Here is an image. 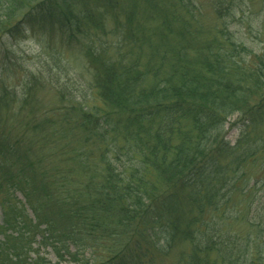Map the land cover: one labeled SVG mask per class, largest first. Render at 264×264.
Instances as JSON below:
<instances>
[{"label": "trees", "instance_id": "1", "mask_svg": "<svg viewBox=\"0 0 264 264\" xmlns=\"http://www.w3.org/2000/svg\"><path fill=\"white\" fill-rule=\"evenodd\" d=\"M253 1L210 0L207 23L196 0H0V39L50 31L78 45L101 104L73 127L91 154L100 144L102 165L73 187L70 171L53 191L34 184L40 200L22 189L33 219L23 203L2 205L0 264H50L33 250L39 234L60 259L96 254L81 264H157L182 243L177 264H264V199L247 171L264 151V8L256 22ZM15 165L35 173L19 140L0 136L11 189Z\"/></svg>", "mask_w": 264, "mask_h": 264}, {"label": "rangeland", "instance_id": "2", "mask_svg": "<svg viewBox=\"0 0 264 264\" xmlns=\"http://www.w3.org/2000/svg\"><path fill=\"white\" fill-rule=\"evenodd\" d=\"M196 1L202 9L205 21L212 23L214 16L210 0ZM261 3H264L263 0H254L248 4L250 16L255 21V13L259 8H264ZM258 18V22L264 20V14H260ZM17 38L0 39V99L3 101L0 105V136L5 135L10 141L19 140L21 148L27 151L34 164L35 173H21L15 165L11 168V176H14L11 181L20 185L11 189L8 188L9 182L0 180V224L2 205L7 204L23 203L26 207L23 216L27 220L33 219L22 189L31 194L32 200H40L37 190L31 189L34 184L44 183L53 191L59 174L70 171L66 186L73 187L74 184L87 182L91 170L102 168L98 163L100 144L97 145L96 152L91 154V141L85 144L81 129L73 127L78 115L92 111L101 104L92 89V70L85 57L80 54L78 45L67 42L59 33L50 31ZM255 50L264 52V43L258 44ZM43 120H47L45 125L34 126ZM235 122L236 116H232L224 128L230 143H234L239 134V125L231 126ZM45 135H53V138L46 139ZM78 154H85L84 162ZM94 171L91 173L93 176L99 172ZM247 171L249 186L255 179H260L256 188L259 190L258 195L264 199V151L250 164ZM21 179H26L27 182L22 184L19 182ZM244 199L246 202V198ZM59 209L58 205L48 206V210L55 215ZM40 229L43 230L44 227L41 226ZM1 235L0 233V242L3 239ZM40 236L39 234L34 238L33 250H37L39 256L44 257L50 264H81L83 260L92 263L96 255L83 253L72 256L62 252L60 259L50 241ZM183 249H188V245L178 244L174 252L163 258L158 257L157 264H177V253ZM97 254L104 256L102 252ZM34 256V253H30L31 258ZM28 262L32 264L31 260Z\"/></svg>", "mask_w": 264, "mask_h": 264}]
</instances>
